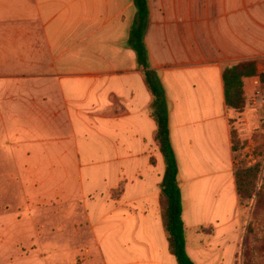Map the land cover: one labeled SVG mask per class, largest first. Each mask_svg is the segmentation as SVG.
I'll return each mask as SVG.
<instances>
[{
    "label": "crops",
    "instance_id": "obj_1",
    "mask_svg": "<svg viewBox=\"0 0 264 264\" xmlns=\"http://www.w3.org/2000/svg\"><path fill=\"white\" fill-rule=\"evenodd\" d=\"M263 59L264 0H146L145 22L134 0H0V155L11 148L35 208L74 202V228L86 227L102 264H177L161 219L152 72L167 103L187 255L235 264V114L222 70L253 61L261 71ZM261 85L244 79L245 96Z\"/></svg>",
    "mask_w": 264,
    "mask_h": 264
},
{
    "label": "rangeland",
    "instance_id": "obj_2",
    "mask_svg": "<svg viewBox=\"0 0 264 264\" xmlns=\"http://www.w3.org/2000/svg\"><path fill=\"white\" fill-rule=\"evenodd\" d=\"M260 64L258 72L264 74V59ZM261 88L264 91V85ZM252 95L247 98L246 121L245 112L230 120L238 140L234 170L261 166L253 198L239 199L241 236L235 264H264V106L254 107ZM10 149L9 155H0V264H76L79 256L82 264H102L98 249L84 235L86 227L74 228L72 200H54V206L40 208L26 200L30 183L19 179Z\"/></svg>",
    "mask_w": 264,
    "mask_h": 264
},
{
    "label": "trees",
    "instance_id": "obj_3",
    "mask_svg": "<svg viewBox=\"0 0 264 264\" xmlns=\"http://www.w3.org/2000/svg\"><path fill=\"white\" fill-rule=\"evenodd\" d=\"M134 1L140 19L145 22L146 0ZM131 35V44L137 52L139 63L143 64L146 59V51L140 42L139 30L133 29ZM253 77H257L264 85V74L258 72L254 62L239 63L222 70L225 106L238 116L243 114L247 108V97L243 90L244 79ZM145 83L153 98L150 116L156 125L155 142L165 163V174L160 186V210L163 227L167 234L169 252L177 264H194L186 251L184 226L181 219L182 201L177 184L178 168L169 138L166 99L161 85L152 72H145ZM231 123L229 120L231 149L234 154L237 150L238 140L236 131L231 128ZM260 167V165H255L234 170L236 192L241 201L253 198L255 182L261 172Z\"/></svg>",
    "mask_w": 264,
    "mask_h": 264
},
{
    "label": "built area",
    "instance_id": "obj_4",
    "mask_svg": "<svg viewBox=\"0 0 264 264\" xmlns=\"http://www.w3.org/2000/svg\"><path fill=\"white\" fill-rule=\"evenodd\" d=\"M250 102L256 108H260L264 106V91L261 88V86L256 88L250 99Z\"/></svg>",
    "mask_w": 264,
    "mask_h": 264
}]
</instances>
